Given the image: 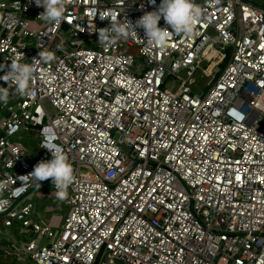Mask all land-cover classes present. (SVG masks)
Here are the masks:
<instances>
[{
    "label": "built area",
    "instance_id": "built-area-1",
    "mask_svg": "<svg viewBox=\"0 0 264 264\" xmlns=\"http://www.w3.org/2000/svg\"><path fill=\"white\" fill-rule=\"evenodd\" d=\"M161 2L66 0L55 25L35 0H0V77L18 56L35 69L31 95L10 89L0 102V218L17 233L6 253L33 264H264V4L193 0L191 35L161 18L165 46L146 45L140 27L138 39L98 43L96 30L135 25ZM40 51L53 59L33 64ZM45 145L74 170L68 195L55 193L69 208L59 227L28 198L38 182L26 175L52 159Z\"/></svg>",
    "mask_w": 264,
    "mask_h": 264
},
{
    "label": "clouds",
    "instance_id": "clouds-1",
    "mask_svg": "<svg viewBox=\"0 0 264 264\" xmlns=\"http://www.w3.org/2000/svg\"><path fill=\"white\" fill-rule=\"evenodd\" d=\"M66 0H35L38 7H43L44 11L38 16L40 19L49 23L59 25L65 15ZM154 3V0H153ZM201 16V9L193 0H162L158 10L147 12L140 17L135 25L131 21L112 22L110 28H100L98 31V43L103 47H111L117 44L121 39L129 38L138 39L137 27L143 28L146 36V45L165 46L168 40V28L159 27V21L164 19L165 23L170 26L172 32L176 34L191 35L195 25ZM100 19H105L100 16ZM115 21V18H113ZM39 58H34L33 64L40 61L48 62L53 59L52 54L40 51ZM24 56H18L11 61L9 70L2 76V79L8 87L0 86V102L7 103L10 95V89L21 96L31 95L30 81L34 75V67L19 61ZM52 155L48 161H40L34 166V170L26 175L32 177L41 186V182L51 179L56 194L60 199L67 195V188L74 180V170L68 162V158L63 154L59 147L52 148L47 145ZM3 185L0 184V188Z\"/></svg>",
    "mask_w": 264,
    "mask_h": 264
},
{
    "label": "rangeland",
    "instance_id": "rangeland-1",
    "mask_svg": "<svg viewBox=\"0 0 264 264\" xmlns=\"http://www.w3.org/2000/svg\"><path fill=\"white\" fill-rule=\"evenodd\" d=\"M256 4H264V0H255ZM128 52L132 55H134V57L137 59V62H142V58L139 55V51H138V47H131L129 48ZM200 75V73H198ZM197 79L199 80V77L197 76ZM201 81L199 83V86L202 84V78H200ZM203 83H205L203 81ZM46 106L48 108V110H50L51 112H53V107L46 101ZM43 189H45L44 191H47L45 194V207H42L40 210L43 213L44 217L47 218L48 222L52 224V226H54L53 224L55 222H59L61 223V220H63V217H65L68 213H69V208L68 206H66L62 201H60L59 199H57L55 197V193L56 191H54L50 186H45L43 185ZM69 191L67 189V195H68ZM48 212H46V210H48ZM40 212V213H41ZM41 213V214H42ZM2 218H0V224H1ZM4 257H7V262L4 263H0V264H33L30 263L29 261H21L19 259V257L15 258V254H9V253H3ZM1 261V260H0ZM119 264H124V263H119Z\"/></svg>",
    "mask_w": 264,
    "mask_h": 264
},
{
    "label": "crops",
    "instance_id": "crops-1",
    "mask_svg": "<svg viewBox=\"0 0 264 264\" xmlns=\"http://www.w3.org/2000/svg\"><path fill=\"white\" fill-rule=\"evenodd\" d=\"M43 185L41 184V186L39 185V183L31 190L30 194L28 195L29 199H32V201L34 202L35 205V209H34V213L33 215L36 218L48 221L47 218L44 217L43 213L41 212V208L45 207V194L47 191H44L45 189H43ZM48 209V208H47ZM48 210H46V212H48ZM42 214H41V213ZM65 217H63L64 220ZM63 220H61V223L59 222H55L53 225L54 227H59L61 226V224L63 223ZM52 225V224H51ZM16 231L13 228H5L2 225V221L0 224V246L4 247L6 244H12L13 240L16 239ZM3 253H6L5 250H3L2 248H0V263H4L7 262V257L2 256ZM18 256L15 255V258H17ZM16 264V262H15Z\"/></svg>",
    "mask_w": 264,
    "mask_h": 264
}]
</instances>
